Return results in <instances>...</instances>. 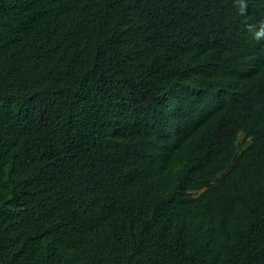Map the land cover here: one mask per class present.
<instances>
[{
    "label": "trees",
    "instance_id": "obj_1",
    "mask_svg": "<svg viewBox=\"0 0 264 264\" xmlns=\"http://www.w3.org/2000/svg\"><path fill=\"white\" fill-rule=\"evenodd\" d=\"M0 264H264V0H0Z\"/></svg>",
    "mask_w": 264,
    "mask_h": 264
}]
</instances>
